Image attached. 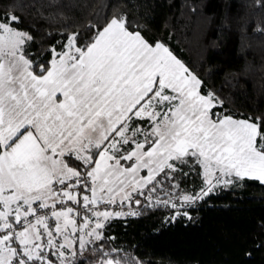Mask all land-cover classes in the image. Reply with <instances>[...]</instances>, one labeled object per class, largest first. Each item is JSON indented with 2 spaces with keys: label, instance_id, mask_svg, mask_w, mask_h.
<instances>
[{
  "label": "snow or ice",
  "instance_id": "obj_1",
  "mask_svg": "<svg viewBox=\"0 0 264 264\" xmlns=\"http://www.w3.org/2000/svg\"><path fill=\"white\" fill-rule=\"evenodd\" d=\"M19 24L0 17V264H76L77 244L95 251L110 219L138 215L108 205L155 192L184 167L208 186L184 202L216 184L264 183V118L214 113V94L126 17L91 25L83 44L70 34L45 62Z\"/></svg>",
  "mask_w": 264,
  "mask_h": 264
},
{
  "label": "trees",
  "instance_id": "obj_2",
  "mask_svg": "<svg viewBox=\"0 0 264 264\" xmlns=\"http://www.w3.org/2000/svg\"><path fill=\"white\" fill-rule=\"evenodd\" d=\"M11 13L34 36L28 50L41 62L70 34L83 44L91 25L124 16L131 30L168 47L201 80L200 92L214 94V113L264 118V0H0V17ZM183 172L134 194L138 215L110 219L95 251L76 245V264H264V183L216 184L189 203L182 196L200 192L203 175L199 167Z\"/></svg>",
  "mask_w": 264,
  "mask_h": 264
},
{
  "label": "rangeland",
  "instance_id": "obj_3",
  "mask_svg": "<svg viewBox=\"0 0 264 264\" xmlns=\"http://www.w3.org/2000/svg\"><path fill=\"white\" fill-rule=\"evenodd\" d=\"M67 40H68V38H67ZM201 95H204V96H208L209 95V93H202L201 92ZM234 117V116H233ZM234 118H236V119H246V118H240V117H234ZM141 174L142 175H146V171H143L142 170V172H141ZM201 174H202V170H201ZM215 183V182H214ZM207 185H205L204 184V181H203V184L201 185V187H200V191H201V188H204V190L206 191L207 190ZM197 193H200L199 192V190L197 191ZM196 193V194H197ZM126 205H124V209L125 210H127V211H132L133 210V207H132V205L128 202V201H125L124 202ZM175 205H177L178 203H174ZM121 206H123V204L121 205L120 204V201H119V198L117 199V204L116 205H108V208L109 209H114L115 211H122L120 208H121ZM100 210H104V206L103 205H101L100 206ZM78 245V244H77Z\"/></svg>",
  "mask_w": 264,
  "mask_h": 264
},
{
  "label": "crops",
  "instance_id": "obj_4",
  "mask_svg": "<svg viewBox=\"0 0 264 264\" xmlns=\"http://www.w3.org/2000/svg\"><path fill=\"white\" fill-rule=\"evenodd\" d=\"M110 19H111V18H110ZM110 19H109V20H110ZM109 20H108V21H109ZM108 21H107V22H108ZM107 22H106V23H107ZM106 23H105V24H106ZM105 24H104V25H105ZM104 25H103V26H104ZM103 26H102V27H103ZM155 42H157V41H155ZM155 42H153V44H154ZM173 55H174V54H173Z\"/></svg>",
  "mask_w": 264,
  "mask_h": 264
}]
</instances>
